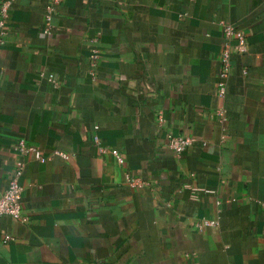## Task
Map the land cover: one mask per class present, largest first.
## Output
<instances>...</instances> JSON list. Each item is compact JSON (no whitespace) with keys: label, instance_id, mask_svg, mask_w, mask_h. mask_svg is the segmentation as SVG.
<instances>
[{"label":"crops","instance_id":"0c3cea01","mask_svg":"<svg viewBox=\"0 0 264 264\" xmlns=\"http://www.w3.org/2000/svg\"><path fill=\"white\" fill-rule=\"evenodd\" d=\"M221 22L246 43L226 74ZM5 23L0 191L24 161L27 220L0 215V264H264V0H12Z\"/></svg>","mask_w":264,"mask_h":264},{"label":"built area","instance_id":"2783aa9c","mask_svg":"<svg viewBox=\"0 0 264 264\" xmlns=\"http://www.w3.org/2000/svg\"><path fill=\"white\" fill-rule=\"evenodd\" d=\"M12 0H3L0 1V42L3 41V37L7 32L6 29V18L8 16V9ZM50 12L46 14V19L50 20ZM222 23V31L223 35L227 40L226 48L222 52L221 61L224 65V74L228 69V57L229 52L232 49V40H236V45L234 46L235 49L238 50H245V33L239 25H235L230 22H221ZM43 33L51 34L52 30L51 27L48 25L43 29ZM92 58L97 57V50L94 49L92 54ZM193 138L187 135H178L172 136L167 144L168 148L175 152L179 153L183 149H185L191 142ZM18 148L20 151H31L37 154L41 161H44L43 158L37 151L34 146L28 145L25 143L23 139L19 140ZM112 152L117 156L119 162H122V158L116 150H112ZM25 167V162L22 160H17L15 163L14 170L12 171L11 178L7 184V186L0 191V215L8 214L22 222L27 220V216L24 212L23 201H22V193L23 188L20 184V178L23 174ZM127 181L131 186H141L144 182L139 181L137 178L132 177L127 174ZM9 236H6V239Z\"/></svg>","mask_w":264,"mask_h":264}]
</instances>
